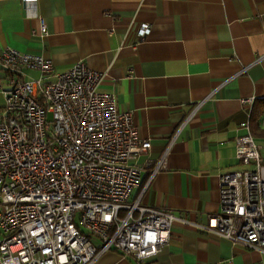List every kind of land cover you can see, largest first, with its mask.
I'll return each mask as SVG.
<instances>
[{"label":"crops","instance_id":"0c3cea01","mask_svg":"<svg viewBox=\"0 0 264 264\" xmlns=\"http://www.w3.org/2000/svg\"><path fill=\"white\" fill-rule=\"evenodd\" d=\"M36 15L26 16L23 0H0V48L42 56L55 72L82 62L101 73L99 91L112 93L117 111L130 113L139 139L150 142L131 162L150 163L142 185L172 141L143 203L185 223L171 227L155 261L264 264L262 253L202 229L219 210V175L244 169L235 138L264 99V0H37ZM143 24L149 33L140 39ZM4 88L0 71V108ZM249 98L250 108L242 103ZM253 137L264 152V137ZM92 264L136 262L108 251Z\"/></svg>","mask_w":264,"mask_h":264},{"label":"built area","instance_id":"2783aa9c","mask_svg":"<svg viewBox=\"0 0 264 264\" xmlns=\"http://www.w3.org/2000/svg\"><path fill=\"white\" fill-rule=\"evenodd\" d=\"M36 4L23 0L27 17L37 16ZM39 29L46 34L43 21ZM148 33L143 24L137 35ZM0 71V264H92L108 251L158 264L171 227L185 221L143 196L172 141L142 185L150 163L131 162L150 142L139 139L130 113L117 111L115 96L99 91L101 73L82 62L55 72L50 60L8 47ZM239 127L235 159L244 169L219 175V210L202 229L264 255V152L248 122Z\"/></svg>","mask_w":264,"mask_h":264},{"label":"trees","instance_id":"16d2710c","mask_svg":"<svg viewBox=\"0 0 264 264\" xmlns=\"http://www.w3.org/2000/svg\"><path fill=\"white\" fill-rule=\"evenodd\" d=\"M264 116V99L256 101L251 109L249 126L252 135L264 137V129L260 128V120Z\"/></svg>","mask_w":264,"mask_h":264},{"label":"rangeland","instance_id":"374dc122","mask_svg":"<svg viewBox=\"0 0 264 264\" xmlns=\"http://www.w3.org/2000/svg\"><path fill=\"white\" fill-rule=\"evenodd\" d=\"M49 118H51L50 116H48ZM123 215V213H120V216H122Z\"/></svg>","mask_w":264,"mask_h":264}]
</instances>
